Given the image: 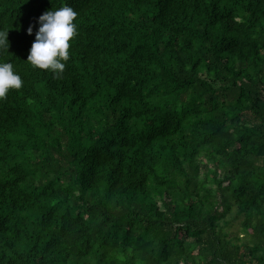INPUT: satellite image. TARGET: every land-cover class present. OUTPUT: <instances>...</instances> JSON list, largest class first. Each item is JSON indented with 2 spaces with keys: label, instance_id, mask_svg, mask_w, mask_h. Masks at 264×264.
I'll use <instances>...</instances> for the list:
<instances>
[{
  "label": "trees",
  "instance_id": "obj_1",
  "mask_svg": "<svg viewBox=\"0 0 264 264\" xmlns=\"http://www.w3.org/2000/svg\"><path fill=\"white\" fill-rule=\"evenodd\" d=\"M0 30V264H264V0H0Z\"/></svg>",
  "mask_w": 264,
  "mask_h": 264
},
{
  "label": "clouds",
  "instance_id": "obj_2",
  "mask_svg": "<svg viewBox=\"0 0 264 264\" xmlns=\"http://www.w3.org/2000/svg\"><path fill=\"white\" fill-rule=\"evenodd\" d=\"M77 12L70 6L49 8L38 17V29L31 43L27 60L34 66L50 69L54 74L63 72L69 59L70 39L76 34L74 20ZM32 32V27L27 29ZM7 30H0V48H8ZM23 80L11 62L0 61V98L10 88L19 89Z\"/></svg>",
  "mask_w": 264,
  "mask_h": 264
},
{
  "label": "rangeland",
  "instance_id": "obj_3",
  "mask_svg": "<svg viewBox=\"0 0 264 264\" xmlns=\"http://www.w3.org/2000/svg\"><path fill=\"white\" fill-rule=\"evenodd\" d=\"M200 159L203 161V162H205V163H207L206 162V159H205V157L204 156H201L200 157ZM205 167H204V165L202 166V171H204L205 169H204ZM237 223L235 222L231 227H230V230H236V228H237Z\"/></svg>",
  "mask_w": 264,
  "mask_h": 264
},
{
  "label": "bare ground",
  "instance_id": "obj_4",
  "mask_svg": "<svg viewBox=\"0 0 264 264\" xmlns=\"http://www.w3.org/2000/svg\"><path fill=\"white\" fill-rule=\"evenodd\" d=\"M74 106H75V104H74Z\"/></svg>",
  "mask_w": 264,
  "mask_h": 264
}]
</instances>
